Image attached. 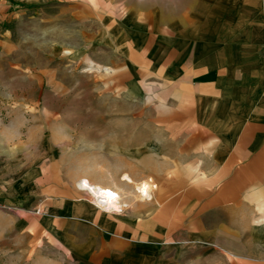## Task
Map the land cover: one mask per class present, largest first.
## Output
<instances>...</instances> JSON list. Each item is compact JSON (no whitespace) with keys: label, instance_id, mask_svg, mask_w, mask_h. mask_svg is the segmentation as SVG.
Masks as SVG:
<instances>
[{"label":"crops","instance_id":"obj_1","mask_svg":"<svg viewBox=\"0 0 264 264\" xmlns=\"http://www.w3.org/2000/svg\"><path fill=\"white\" fill-rule=\"evenodd\" d=\"M109 30L157 132L119 187L127 210L97 208L44 128L21 124V138H0V200L20 206L10 225L37 226L72 264H130L135 246L211 230L264 264V0L141 7ZM148 175L158 187L138 199L134 179Z\"/></svg>","mask_w":264,"mask_h":264},{"label":"rangeland","instance_id":"obj_2","mask_svg":"<svg viewBox=\"0 0 264 264\" xmlns=\"http://www.w3.org/2000/svg\"><path fill=\"white\" fill-rule=\"evenodd\" d=\"M173 1L181 0H0V138H21V124L44 128L67 169L99 183L85 181L83 188L94 185L100 196L132 183L141 170L139 151L150 150L157 132L150 130L148 104L129 90L132 74L108 47L109 29L135 9H164ZM149 177L134 179L138 199L136 188ZM7 214L0 212V264H72L52 237L37 226L10 225ZM213 239L211 230L205 240L179 235L135 246L128 263L257 264L244 243Z\"/></svg>","mask_w":264,"mask_h":264},{"label":"built area","instance_id":"obj_3","mask_svg":"<svg viewBox=\"0 0 264 264\" xmlns=\"http://www.w3.org/2000/svg\"><path fill=\"white\" fill-rule=\"evenodd\" d=\"M144 181H147L151 186H152V189L150 190V193L151 195H146L145 193H143V196H144V200H152L153 199V191L157 189L158 185L157 183L154 181V179L152 177H149L148 179L144 180ZM85 180L82 178L79 182H78V186L81 190H84V191H87L86 189H83L80 187V183H84ZM143 182V181H142ZM140 182V183H142ZM110 191V189H102L100 190V193L101 194H105L107 195L106 193ZM136 191L138 192V188H136ZM111 192V191H110ZM89 193V192H88ZM113 193V192H112ZM115 193V196H118L117 192H114ZM120 194V192H118ZM139 193V192H138ZM146 195V196H145ZM93 196V195H92ZM121 196V194H120ZM113 197V198H114ZM104 197H96V196H93V199H91V202L96 206L98 207L99 209H102L106 212H115V213H123L127 210L128 208V203H126L125 201H123V199L120 197V204H119V207L118 209H115V208H112V209H109L105 203H104V200L102 199ZM20 209V206L14 202H6V201H3V200H0V210H4V211H8V212H16ZM35 212L36 213H40L41 210L40 209H35Z\"/></svg>","mask_w":264,"mask_h":264},{"label":"bare ground","instance_id":"obj_4","mask_svg":"<svg viewBox=\"0 0 264 264\" xmlns=\"http://www.w3.org/2000/svg\"><path fill=\"white\" fill-rule=\"evenodd\" d=\"M144 182H146V186H147V193H145V192H143V191H140L139 189H138V194L140 195L141 194V196H140V198L142 199V200H144V196H143V193H145L146 195H151V193H150V190L152 189V186L147 182V181H143L142 183H140L142 186H144ZM80 187L81 188H83V186H81V184H80ZM94 188V185H92V188L91 189H87V188H83V189H86V190H88V192L91 194V195H93V196H96V197H98V198H100V197H104V198H102L103 200H104V203H105V205L109 208V209H112V208H115V209H118V207H119V204H120V197L122 198V195L120 196V194L118 193V191H116L114 188H112L111 187V189H110V191L111 192H117V194H118V196H116V197H110V196H108V195H101V193H100V196H97V195H95L93 192H92V189ZM112 190H114V191H112ZM115 194V193H114ZM145 195V196H146ZM111 201V205H110V202ZM113 202H115L116 204L115 205H113L112 203ZM126 202V201H125ZM127 203V202H126Z\"/></svg>","mask_w":264,"mask_h":264},{"label":"snow or ice","instance_id":"obj_5","mask_svg":"<svg viewBox=\"0 0 264 264\" xmlns=\"http://www.w3.org/2000/svg\"><path fill=\"white\" fill-rule=\"evenodd\" d=\"M141 191L147 193V186L142 187V188H141ZM106 194H107L108 196H110V197H114V196H115V194L112 193V192H110V191H108Z\"/></svg>","mask_w":264,"mask_h":264},{"label":"clouds","instance_id":"obj_6","mask_svg":"<svg viewBox=\"0 0 264 264\" xmlns=\"http://www.w3.org/2000/svg\"><path fill=\"white\" fill-rule=\"evenodd\" d=\"M261 211H264V209H261Z\"/></svg>","mask_w":264,"mask_h":264}]
</instances>
